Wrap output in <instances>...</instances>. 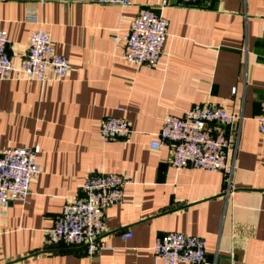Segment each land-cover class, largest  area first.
Listing matches in <instances>:
<instances>
[{"label":"crops","instance_id":"1","mask_svg":"<svg viewBox=\"0 0 264 264\" xmlns=\"http://www.w3.org/2000/svg\"><path fill=\"white\" fill-rule=\"evenodd\" d=\"M168 20L157 66L122 57V35L140 7ZM40 25L70 68L62 79H28L18 67ZM14 70L0 79V147L38 145L41 171L23 199L0 210V264H165L151 246L168 231L206 240V260L176 264H264V0H2ZM234 88V90H233ZM209 101L237 114L232 172L182 167L169 148L150 145L168 113ZM123 115L131 131L103 140L99 124ZM129 178L123 198L105 208L102 245L93 255L64 242L49 244L44 227L80 194L89 173ZM129 231L130 236L123 233Z\"/></svg>","mask_w":264,"mask_h":264},{"label":"built area","instance_id":"2","mask_svg":"<svg viewBox=\"0 0 264 264\" xmlns=\"http://www.w3.org/2000/svg\"><path fill=\"white\" fill-rule=\"evenodd\" d=\"M2 1V0H0ZM100 3L128 6L132 0H98ZM171 0H164L165 3ZM181 5H194L206 0H175ZM24 20L37 27L28 37V47L18 67L24 77L44 81L47 78L62 79L70 62L52 47V39L41 27L38 10L25 9ZM168 20L149 7H140L122 35H113L114 41L122 39V57L138 65L157 66L163 53L168 34ZM8 34L0 28V79L10 75L14 66L7 50ZM234 90V88H233ZM237 114L222 105L206 101L195 104L181 114L168 113L150 145L158 148L165 143L169 148V162L175 168L193 167L220 170L225 177L232 172L229 155L237 141ZM258 128L264 132V100L257 116ZM103 140L125 137L131 131L123 115H107L99 124ZM38 145L0 147V210L9 203L23 199L30 191L31 180L41 171L37 160ZM125 175L109 171L89 173L84 178L80 194L67 199L50 225L44 227V240L49 244L64 242L83 247L88 255L102 247L99 238L105 231L106 206L123 198ZM126 231L124 237L130 236ZM155 257L165 264L178 262L197 263L206 260L205 238L182 231H168L158 235L151 246Z\"/></svg>","mask_w":264,"mask_h":264}]
</instances>
